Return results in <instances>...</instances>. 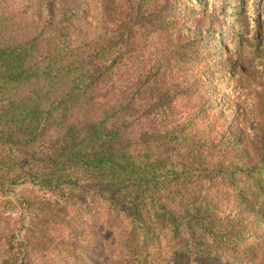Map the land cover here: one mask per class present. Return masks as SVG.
<instances>
[{
  "label": "trees",
  "instance_id": "trees-1",
  "mask_svg": "<svg viewBox=\"0 0 264 264\" xmlns=\"http://www.w3.org/2000/svg\"><path fill=\"white\" fill-rule=\"evenodd\" d=\"M17 3L0 0V195L31 186L46 213L44 239L3 238L0 264H65L98 233L104 264H264V217L229 197L238 177L264 206V153L251 165L226 126L212 140L218 111L190 102L185 46L170 48L159 11L126 0L119 23L92 28L47 3L29 26Z\"/></svg>",
  "mask_w": 264,
  "mask_h": 264
},
{
  "label": "rangeland",
  "instance_id": "rangeland-1",
  "mask_svg": "<svg viewBox=\"0 0 264 264\" xmlns=\"http://www.w3.org/2000/svg\"><path fill=\"white\" fill-rule=\"evenodd\" d=\"M18 1L17 8L23 13L20 17L25 18L26 25L37 22L40 12L45 17L46 12L42 9L49 3L57 17H61L68 7L75 8L77 13L86 15L85 21L91 23L92 28L119 23L120 3H126V0ZM141 1L146 13L159 11L170 48L176 49L177 43L185 46L184 51L175 57L185 61L184 70L190 76L191 84L190 102L203 99L218 111L211 118L212 140L226 126L235 141V151L251 165L260 162L264 153V125L260 119L262 89L259 88L261 69L264 68V0H194L202 7L201 12L190 5L191 0ZM0 13H3L1 4ZM32 28L19 39L33 35ZM231 30L234 31L233 37L227 34ZM226 46L231 51L226 52ZM221 48L225 53L217 50ZM4 107L0 103V112ZM232 182L234 189L229 197L236 207L244 213L264 217V206L256 202L245 181L234 177ZM38 197L31 186L3 190L0 195L2 205L13 210L0 217V243L4 242L3 238L9 241L11 236L24 241L30 238L34 245L44 239L41 225L46 206ZM24 209L28 216H23ZM93 220L91 215H79L75 224L88 226ZM85 239V253H73L64 259L65 264H88L89 261L92 263L91 260L100 261L101 256L104 260L100 264H104L105 255H112V245L109 254L102 248L103 244L107 245L104 235L98 233V236L89 235ZM51 242H47L49 247Z\"/></svg>",
  "mask_w": 264,
  "mask_h": 264
}]
</instances>
